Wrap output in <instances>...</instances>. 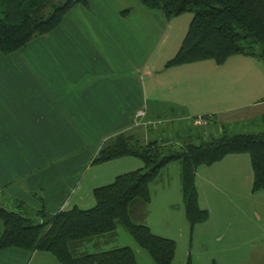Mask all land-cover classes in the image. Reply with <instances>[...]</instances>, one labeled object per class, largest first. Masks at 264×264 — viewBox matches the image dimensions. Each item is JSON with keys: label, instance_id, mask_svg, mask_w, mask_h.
Listing matches in <instances>:
<instances>
[{"label": "crops", "instance_id": "1", "mask_svg": "<svg viewBox=\"0 0 264 264\" xmlns=\"http://www.w3.org/2000/svg\"><path fill=\"white\" fill-rule=\"evenodd\" d=\"M87 2V8H71L48 35L9 55L0 54V203L17 201L51 216L74 206L88 209L102 175L85 181L82 172L91 170L108 139L139 131L132 124L139 110L145 111L144 121L167 123L155 130L161 122L147 125L148 133H139L143 139L175 129L173 139L184 130L193 140L192 129L206 125L199 119L204 116H214L218 125L264 116V68L240 59L248 57H230L212 68L210 79L204 67L193 64L164 69L168 60L159 57L168 56L162 52L155 60L153 44L156 28L166 32L161 15L136 1L131 6L124 0ZM132 21L141 27V36L130 32L127 24ZM230 113L239 116L225 117ZM175 118L182 123L174 125ZM192 118L198 120L193 123ZM252 180L246 154L228 155L196 169L198 205L208 211V219L192 229L202 258L213 254L214 244L221 243L213 246L218 254L239 241L231 221L234 211H240L236 201L241 191L248 192ZM208 194L211 208L201 204ZM256 242L253 236L245 241L252 246ZM28 254L38 252L5 248L0 264H25Z\"/></svg>", "mask_w": 264, "mask_h": 264}, {"label": "trees", "instance_id": "2", "mask_svg": "<svg viewBox=\"0 0 264 264\" xmlns=\"http://www.w3.org/2000/svg\"><path fill=\"white\" fill-rule=\"evenodd\" d=\"M138 1L145 9L159 12L166 21L186 12L192 14L178 51L165 63L164 69L207 60L221 66L233 56L256 59L264 68V0ZM76 5L87 8L88 2L0 0V54L9 55L32 39L48 35ZM199 119L204 120L207 129L217 125L218 133L212 129L203 138L195 127L192 135L198 143L182 142L178 147L164 139H143L137 131L119 133L103 143L92 165L136 158L143 167L117 175L110 184L94 188L95 204L89 209L74 206L51 216L44 209L32 212L17 201L0 203V251L18 248L45 252L59 264H137L134 252L128 247L95 254L81 252L83 241L113 234L119 224L155 264H171L175 242L132 221L143 217L150 203V185L162 168L174 161L180 162L182 202L191 230L208 219V211L198 205L195 171L199 166H211L228 155L247 154L253 173L251 192L264 191V131L233 133L231 129L236 124L218 125L214 116ZM197 120L191 119L193 123ZM256 121L241 123V126Z\"/></svg>", "mask_w": 264, "mask_h": 264}, {"label": "rangeland", "instance_id": "3", "mask_svg": "<svg viewBox=\"0 0 264 264\" xmlns=\"http://www.w3.org/2000/svg\"><path fill=\"white\" fill-rule=\"evenodd\" d=\"M124 1L129 3L130 6L134 3V1H136L140 8L147 10L139 3L138 0ZM153 12L161 15L159 12ZM191 18L192 14L187 12L179 16L172 17L170 18V20H168L171 23L170 28H168L167 21L163 19V24H166V32L161 33L160 26L159 28H156L153 38V44L155 43L156 47L155 60L157 59V56H159L162 52L165 53L162 56L168 57H159L161 62L170 60L168 58L178 50L181 41L187 32ZM132 22L127 24L131 27L130 32L134 34L137 31V34L141 36V27L134 24V21ZM257 50L259 49L257 48ZM240 59H247L252 65L259 66L263 69V64L261 61L252 58ZM217 66L218 65H216L213 61L207 60L195 63L191 67H197L198 69L200 67H204L205 75H207L210 79L212 68L216 69ZM236 113H240V111ZM238 116L239 115L235 113H230L225 117L235 119ZM173 122L174 125H177V123H182L179 122L177 118H175ZM160 124L161 125L157 124L158 126H155L153 129H163V126H165L167 123L161 122ZM185 124L189 128L191 123L190 121H188L185 122ZM196 127H201V129L199 128L198 130V134L203 138L207 134H209L212 129L213 132L215 130V133H218L217 125H214L212 129H207L204 125H196ZM232 127L233 128L231 129V131L233 133L261 132L264 131V118H258L257 122L252 125L243 124L241 126V123H238L235 125V127ZM147 128L148 126H139L136 128V130H139L137 131L138 133L142 131L141 133L145 135L148 133ZM174 130L175 129H173L172 131H166L163 134H160L156 131L155 135L149 134L147 139L153 141L166 138L167 141L171 143L173 142V145L175 147H178L182 142L198 143V140H191L187 138L186 131L184 130L179 131L177 138L173 139V134H175ZM201 130L205 132H202ZM192 131L196 132V129H192ZM142 167L143 164L140 160L136 158H124L122 160H116L115 162L111 163L93 165L89 172H82L80 178L86 181L88 178L93 177V174H100L102 175V177H100L98 180H95L100 182L98 183L100 184L99 186H104L110 184L117 175L131 172ZM180 170L181 166L179 161H174L162 168L156 179L150 185V203L145 208L143 217L135 220L132 219V221L134 223L144 224L150 228L153 234L161 236L163 238L171 239L175 242L176 248L171 264H187L188 261L190 262V264H264V191L252 193V186H250L248 192L247 190L243 192L241 191L239 202L238 200L236 201L237 205L239 206L238 208H240V211H234L236 215L231 221V223L233 224V229L231 230L235 234L240 235L239 241H235V243L230 247L223 246L222 253L218 254H215V249H213V246L218 248L221 243L214 244L212 246L213 254L207 255L202 258V256L200 255L201 249L199 246H197V242L193 237V230L190 229L189 223L185 218L181 194ZM106 176H108V179L106 178ZM208 196V198L203 199L201 204L203 207L211 208L213 204L211 202V197L209 194ZM91 199L92 204L89 208H91L95 204L93 195L91 196ZM251 236L257 238V242L254 243L253 246L245 243L247 238ZM223 243H225L224 240ZM122 247H128L134 252L137 264H155L147 251L142 249L137 244L135 239L130 235V233L122 225L119 224L116 226V230L113 234H106L83 241L81 252L95 254L102 251H109ZM28 255L29 257L25 264H59L54 256L49 253L38 252L36 256H30L31 254Z\"/></svg>", "mask_w": 264, "mask_h": 264}, {"label": "built area", "instance_id": "4", "mask_svg": "<svg viewBox=\"0 0 264 264\" xmlns=\"http://www.w3.org/2000/svg\"><path fill=\"white\" fill-rule=\"evenodd\" d=\"M145 111L139 110L133 115V127L139 126H147V125H156L159 124L160 121H144Z\"/></svg>", "mask_w": 264, "mask_h": 264}]
</instances>
